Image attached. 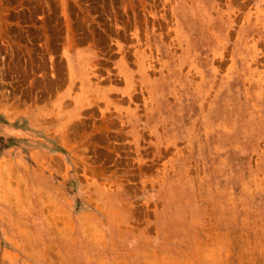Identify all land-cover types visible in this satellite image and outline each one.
<instances>
[{"label":"rangeland","instance_id":"1","mask_svg":"<svg viewBox=\"0 0 264 264\" xmlns=\"http://www.w3.org/2000/svg\"><path fill=\"white\" fill-rule=\"evenodd\" d=\"M0 264H264V0H0Z\"/></svg>","mask_w":264,"mask_h":264}]
</instances>
